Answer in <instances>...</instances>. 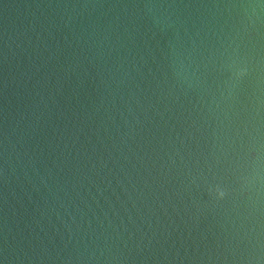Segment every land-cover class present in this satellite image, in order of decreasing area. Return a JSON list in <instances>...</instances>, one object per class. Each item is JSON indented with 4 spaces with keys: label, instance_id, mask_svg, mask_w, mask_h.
Here are the masks:
<instances>
[{
    "label": "water",
    "instance_id": "95a60500",
    "mask_svg": "<svg viewBox=\"0 0 264 264\" xmlns=\"http://www.w3.org/2000/svg\"><path fill=\"white\" fill-rule=\"evenodd\" d=\"M0 264H264V0H0Z\"/></svg>",
    "mask_w": 264,
    "mask_h": 264
}]
</instances>
